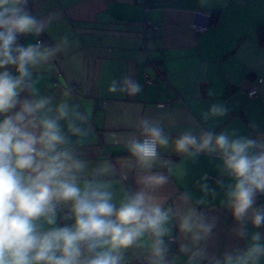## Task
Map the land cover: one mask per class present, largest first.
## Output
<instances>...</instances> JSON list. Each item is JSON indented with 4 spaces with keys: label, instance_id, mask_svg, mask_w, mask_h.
<instances>
[{
    "label": "clouds",
    "instance_id": "obj_1",
    "mask_svg": "<svg viewBox=\"0 0 264 264\" xmlns=\"http://www.w3.org/2000/svg\"><path fill=\"white\" fill-rule=\"evenodd\" d=\"M29 2L0 0V264H131L129 250L144 254L146 264H181L182 257L183 264H261L264 232L249 235L247 223L264 228V205L256 206L264 195V138L189 128L175 139L178 153L218 156L221 173L230 178L217 183L236 221L234 234L246 243L212 255L208 242L218 217L198 210L206 200L193 203L184 191L172 206L163 191L170 179L156 167L168 166L159 149L170 138L160 120H138L119 169L109 159L93 164L77 147L72 137L85 135L83 117L66 101L56 104L41 94L33 79V69L66 50L69 38L55 45L19 43L21 36L42 34L55 18L33 15ZM108 91L135 96L141 86L125 76L112 80ZM227 112L212 104L202 118ZM133 174L135 188L128 183ZM201 190L216 195L207 183ZM61 212L71 224H59ZM173 222L183 242L179 255L169 258L177 239Z\"/></svg>",
    "mask_w": 264,
    "mask_h": 264
},
{
    "label": "crops",
    "instance_id": "obj_2",
    "mask_svg": "<svg viewBox=\"0 0 264 264\" xmlns=\"http://www.w3.org/2000/svg\"><path fill=\"white\" fill-rule=\"evenodd\" d=\"M217 10L216 21L195 15L199 11L211 16ZM30 12L55 18L42 34L28 36L23 44L43 38L45 45H55L65 35L69 38L66 50L33 69V79L41 94L56 104L66 101L83 117L79 123L85 135L72 137L77 147L93 164L109 159L119 169L129 158L125 140L137 132L138 120H160L170 139L159 151L169 163L156 170L169 176L163 190L168 203L180 204L178 196L184 191L191 193L193 203L204 198L206 204L198 210L218 217L209 253L220 256L232 247L244 248L246 242L233 231L236 221L222 203L223 188L217 181L228 183L230 178L221 173L220 159L178 153L175 139L189 128L196 134L201 129H235L264 138V45L257 37L264 27V0H32ZM146 22L157 29L145 30ZM194 25L206 30L196 31ZM125 76L140 84V93L108 91L112 80ZM145 76L153 83L146 84ZM255 85L259 98L250 100L247 94ZM217 103L227 108V115L204 120L202 114ZM128 183L136 187L134 174ZM205 183L215 189V196L201 190ZM261 205L264 195L256 199V206ZM58 222L72 223L63 219V212ZM247 231L251 235L264 228L255 229L249 222ZM172 235L177 239L169 258L179 255L183 242L175 222ZM127 256L134 264L138 259L146 264L136 250Z\"/></svg>",
    "mask_w": 264,
    "mask_h": 264
},
{
    "label": "built area",
    "instance_id": "obj_3",
    "mask_svg": "<svg viewBox=\"0 0 264 264\" xmlns=\"http://www.w3.org/2000/svg\"><path fill=\"white\" fill-rule=\"evenodd\" d=\"M31 3H32V0H30V2H29V11H30V9H31ZM196 14H198V15H205V16L210 17V13H209V12H199V11H197V12H195V15H196ZM193 27H194V29H195L196 31H199V32H203V31L206 30V28L201 27V26H196V25H194ZM144 29H145V30H151V31H153V30H156L157 27H156L153 23H151V22H146V23H144ZM26 39H27V37H25V36H21V37L19 38V43L23 44L24 41H25ZM38 41H42V42L45 44V41H44L43 38H40ZM257 82H258V84H259V83L261 82V80H258ZM145 83L150 85V84L153 83V80H152L150 77L145 76ZM71 91H72L73 93H77V91H76L75 88L71 89ZM247 96H248V98H249L250 100H258L259 96H258V94H257L256 85H255V86H254V87L248 92ZM103 107H104V104H103ZM174 243H175V242L170 243V246H172ZM136 262H137V264H141V263H143V262H142V259H138ZM131 264H134V263L131 262Z\"/></svg>",
    "mask_w": 264,
    "mask_h": 264
},
{
    "label": "trees",
    "instance_id": "obj_4",
    "mask_svg": "<svg viewBox=\"0 0 264 264\" xmlns=\"http://www.w3.org/2000/svg\"><path fill=\"white\" fill-rule=\"evenodd\" d=\"M218 13H219L218 10L216 12H212L211 13V16L210 17H211V19L213 21H216L217 16H218ZM257 37H258V40H259L260 44L264 45V27L259 28L257 30Z\"/></svg>",
    "mask_w": 264,
    "mask_h": 264
},
{
    "label": "water",
    "instance_id": "obj_5",
    "mask_svg": "<svg viewBox=\"0 0 264 264\" xmlns=\"http://www.w3.org/2000/svg\"><path fill=\"white\" fill-rule=\"evenodd\" d=\"M141 1V0H140Z\"/></svg>",
    "mask_w": 264,
    "mask_h": 264
}]
</instances>
